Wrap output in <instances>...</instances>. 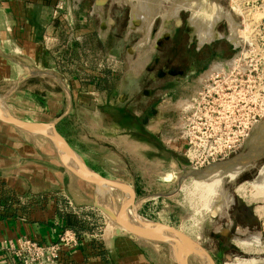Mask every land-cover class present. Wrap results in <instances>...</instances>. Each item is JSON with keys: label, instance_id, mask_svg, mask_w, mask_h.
Masks as SVG:
<instances>
[{"label": "rangeland", "instance_id": "1", "mask_svg": "<svg viewBox=\"0 0 264 264\" xmlns=\"http://www.w3.org/2000/svg\"><path fill=\"white\" fill-rule=\"evenodd\" d=\"M180 1L182 0L163 1L161 11L164 14L168 13L173 8V4ZM195 1L201 8H205L207 5L213 6L214 9L209 8V12L215 11L219 5L230 14L229 18H224L226 22L224 21L221 27L222 30L226 27V40H223L226 42L227 52L226 72L221 74L222 70L218 68L222 67L215 65L208 73L210 75L209 78L212 80H216L219 75L220 78L225 79L226 83L222 82L213 86V82L205 83L206 78H203V81L187 88L183 92L180 101H178L177 108L172 107L174 111H167L164 117H160L159 114L151 118L147 127L151 133L150 137L142 134V128H139L140 133L135 132L136 139L143 135L146 139L145 141L150 140V145L148 142V146L130 142L128 144L132 145V148L131 146L128 147L125 156L120 158L109 156L105 158L102 155H91L87 161L90 164H98L103 173L111 177V180L127 182L136 189L139 202L138 213L144 219L152 223L170 226L188 235V237L205 248H209L211 237L216 234L220 227L218 222L238 214V209L231 207L233 205L230 204L229 197L233 196L237 204L244 202L245 198L238 192V188L242 185L246 187L247 195L255 192L256 189L252 184L259 178L260 170L264 166V156L258 162V169L248 173L250 174L249 177L244 178L239 183L229 177H225L222 180L224 198H229L228 204L230 205L227 204V206H224L223 200H217L212 207L209 206L211 198L206 194L204 196L202 190L196 187V178H183V176L191 168L188 158L194 155L198 147L194 145L195 141L198 143L201 140L200 135V138H195L194 136L195 126L202 127L200 130L204 134L203 139L205 137L211 138V134L214 137L218 126L224 121H226L227 130L231 132V137L233 136L232 130H240L243 134H246L243 146L226 160L243 152L247 153L251 145L250 156L255 155V143H258L261 137L264 139V135L261 134L259 136V128L262 124L264 125V0ZM126 3L124 0H82L81 5L73 10V16L77 22L76 28L82 30L86 28L91 33L89 31L81 43H72L75 48V54L68 59L62 57L61 54H56L57 57L54 58L56 62L55 69L56 72H59L56 79L47 78L42 84H35L32 81L33 84H30L38 87H33L25 94L10 92V88H7L8 86H3L0 89V108L7 114L23 120L44 124L53 122L66 110L68 101L64 88L68 87L64 79L68 81L70 76L90 78L92 84L95 83V79L99 82L104 80L102 84L104 87H109V89L111 86H115L116 91L121 94L119 100L115 98V103L124 100L126 102L127 99L131 98L133 95L132 87L135 85L136 76L138 75V65H141L147 59L156 34L154 33L152 36L150 35L151 38L150 36L147 38V29H145L147 22H145V25L141 24L144 27L138 26V29L131 34L128 41L123 40L121 36L127 29L130 12L132 18V6L130 3ZM133 3H136V1ZM110 5L113 7L114 16L112 15V17L108 14V17L101 16L99 12L107 11ZM97 6L100 8L97 9ZM189 11L187 14L190 16V14H193V10ZM164 14L160 16L164 18ZM199 16L200 18L204 16L203 12ZM112 18L113 20L115 19L116 24L112 30L113 38L109 39L108 31H110L109 26ZM79 19L81 21L85 19L86 24L79 23ZM159 23H161L160 18L157 19L156 24ZM219 35L222 36L221 33ZM140 40L143 45L138 47L137 43ZM229 40L236 45V49L231 47L233 45H231ZM132 47H135L136 51H134L135 48L129 50ZM223 75H226V77L224 78ZM106 78H109L110 81L115 79L116 82L108 83L105 81ZM39 86H48L49 89H55L54 91L63 93V107L59 112L51 113L44 109L48 99L42 94H35ZM206 86L211 92L219 91L218 94L213 93L214 97L217 98L214 104L209 102L210 98L207 97V100L202 98L208 93ZM86 92L88 90H83L82 95L86 94ZM100 100L102 98L100 99L99 97ZM186 104H188V107H186ZM7 128L11 127L7 126ZM13 130L23 132L24 136L29 140L38 141L48 153V155L43 156L44 162L50 164V161H53L56 164H60L59 168L63 169L62 165L64 164L61 161V155L50 139L41 134L18 128ZM154 132L159 134V139H154ZM119 133L117 127L112 125L109 127L108 132H105L104 137L109 140L110 145L114 148L117 145L120 150L126 151L124 137ZM164 145L170 151L164 150ZM261 152L263 151L261 150ZM217 163L209 165L208 161L202 160L199 163V167H201L199 169H207ZM103 190L105 191L104 193L102 192L103 195L98 199L97 205L106 207L108 211L115 215L122 213L126 221L131 224V218L134 219L131 205L133 195L129 201L127 198L128 192L125 189L106 187ZM248 204L256 207L257 215L254 216L255 221L260 226V229H263L264 233V200L248 202ZM260 206L263 213L262 211L261 213L257 212V208ZM98 210L102 213L103 227L105 230L107 228V234H109L110 230L116 229V226L111 223L112 221L107 213L100 208ZM228 210L230 217L226 215ZM118 230L125 234H131L124 228H118ZM260 234L261 237L257 245L264 249V237L261 241L262 233ZM138 240L144 242V239L138 238ZM150 242L156 246L157 252H160L163 264H178L176 248L171 244L156 241ZM240 248L245 251L242 247ZM262 254H264V250ZM262 256L260 259L254 257L235 259L231 252H224L219 254L214 260H217L216 264H236L239 260L254 259L256 261H264V255ZM199 258L201 259L196 246H190V264H202L204 261L202 259L203 262H201ZM204 264L206 263L204 262Z\"/></svg>", "mask_w": 264, "mask_h": 264}, {"label": "crops", "instance_id": "2", "mask_svg": "<svg viewBox=\"0 0 264 264\" xmlns=\"http://www.w3.org/2000/svg\"><path fill=\"white\" fill-rule=\"evenodd\" d=\"M54 1L0 0V89L8 86L10 92L25 94L33 87H38L30 84L34 80L35 84H42L47 78L56 79L59 74L55 69L56 54H61L65 59L75 54L72 44L64 47L66 36L61 18L53 6ZM81 1L74 0L76 4H81ZM78 21L86 24L85 19ZM89 31L86 28L81 30L85 35ZM103 81L95 79L92 84L90 78L70 76L68 81L64 79L68 87L64 88L68 102L58 126L85 166L91 172L110 179L98 164L87 161L89 156L120 158L126 155L129 146L132 148L128 143L137 142L141 146H148L150 141H145L144 134L135 138L137 127L134 120L137 118H134L135 114L129 108L128 99L115 103V98L119 100L121 94L112 86L110 89L105 88ZM105 81L116 82L109 78ZM85 89L88 92L82 95ZM54 90L48 86H39L34 90L35 94L46 96L48 101L44 109L51 113L59 112L63 107V93ZM99 97L102 100L99 101ZM112 125L124 137L126 151L120 150L117 145L114 148L104 137ZM7 126L0 124V200L3 202L0 206V240H15L27 235L44 242L56 241L61 231L69 228L66 227L65 216L56 212L48 201L39 204L27 202L40 195L62 193L78 207L98 209V199L105 190L87 183L65 165L60 169V164L44 162L43 156L48 153L38 141L29 140L23 132L13 130L15 128L12 126L8 129ZM142 129L144 133L145 129ZM102 241L105 252L100 257L92 251V245H83L68 254L67 264H163L154 244L145 239L142 242L132 234L120 232L118 228L110 230L109 234L106 228Z\"/></svg>", "mask_w": 264, "mask_h": 264}, {"label": "flooded vegetation", "instance_id": "3", "mask_svg": "<svg viewBox=\"0 0 264 264\" xmlns=\"http://www.w3.org/2000/svg\"><path fill=\"white\" fill-rule=\"evenodd\" d=\"M96 8L98 9L100 7L97 6ZM112 10L113 7L110 5L107 11L98 12L101 16L108 17V15H113ZM189 10L190 9L179 10L178 13L171 18L166 16L162 18L160 15L163 14V12L161 11V14L157 15L154 19L150 35L152 36V34L155 33L156 36L154 37L152 49L148 54L147 59L142 63L143 65H138V75L136 76L135 85L132 87L133 95L128 99L129 108L135 114L134 118H137L134 120L135 126L138 128H136L137 133H140L139 128H144L145 131L142 134H146L150 137L151 133L148 131L147 127L151 118L159 114L160 117H164L167 111H174L172 107L177 108L176 105L182 98L183 92L187 90V88L195 86L203 81V78H206L205 82H213V86L216 84L219 85V83L222 82L226 83L225 79L220 78L219 75L216 80H212L209 78L210 75H208L209 71L215 65L222 67L221 74L226 72L227 52L226 42L223 41L226 40V27L224 29L225 31L221 29L225 20L223 19L213 26L202 27L204 29L203 31L208 30L211 33L209 36L201 37L197 30L198 27H196L198 24L197 20L193 19V14H190V16L187 14L190 12ZM129 17L130 19L127 29L121 36L124 41H128L131 34L136 31V29H131L130 27L131 12ZM159 18L161 19V23L156 24L157 19ZM110 22L111 25L109 26L110 31H108V35L109 39H112V30L114 29L116 22L113 18ZM215 31L217 34L216 36ZM219 33H221L222 36L219 35ZM141 40L137 43L138 47L143 45V43H140ZM230 43L233 45L231 47L236 49V45L233 44L232 41ZM133 48L135 47H132L129 50ZM228 50H230V48H228ZM134 51H136V48ZM134 51L131 54L132 57ZM223 76L224 78L226 77V75ZM207 79L210 80L207 81ZM114 88L116 87L112 86V89ZM207 92L210 102L217 100L213 93L217 94L218 91ZM153 135L155 140L159 139V134L154 132ZM164 150L170 151L165 145ZM169 153L174 154L173 152ZM222 162H226V160L220 161L219 163ZM249 175L250 174H246L242 180L249 177ZM231 204L233 205L231 207H236V209H238V214L231 216L229 215L228 210L226 215H229V217L231 216V218L218 222L220 227L216 234L211 237L210 247L205 248L200 243L194 241V246H196L199 253L201 252L200 254L204 259L207 258L206 260L209 262L211 261L210 264H216L217 260L214 259L224 252H231L235 259H249L252 257L260 259L263 257L262 255H264L248 254L237 244L238 238H248L250 237V234L256 232L262 233L261 241L263 240V229H260V226L255 221L254 217L257 215L256 207L248 204L245 200L244 202L237 204L235 198L234 203ZM260 233L258 234L261 237ZM200 260L203 262L202 258ZM202 264H204V262Z\"/></svg>", "mask_w": 264, "mask_h": 264}, {"label": "built area", "instance_id": "4", "mask_svg": "<svg viewBox=\"0 0 264 264\" xmlns=\"http://www.w3.org/2000/svg\"><path fill=\"white\" fill-rule=\"evenodd\" d=\"M80 5L76 4L74 0L70 2L55 0L53 2L56 14L61 18L62 30L66 36L64 47L72 43H81L84 39L85 34L81 32L82 29L76 28L77 22L73 16V10ZM206 87L207 91H210L208 86ZM218 96L220 97V95ZM207 97V95L202 96L206 100ZM212 103L214 104L215 100ZM195 129V138H200V135L201 140L198 143L195 141L194 145L198 147L194 155L188 158L191 168L194 169L201 168L199 163L202 160L208 161L209 165H211V163L214 164L228 159L243 146L246 140V134H243L240 130H232L233 136L231 137V132L226 127V121L218 126L215 136L213 137V134H211V138H202L204 137L200 130L202 127L195 126ZM43 201L53 204L58 213L75 214L81 222L82 229L65 228L61 231L56 241L50 242H44L27 235L15 240H0V264H67V260H69L68 254L83 245L89 247L92 245V251L97 253L99 257L101 253L105 252V246L102 241V236L105 232L104 222L101 216L102 213L98 209L90 206L78 207L71 198L62 193H55L50 196L40 195L32 198L27 203L39 204Z\"/></svg>", "mask_w": 264, "mask_h": 264}, {"label": "water", "instance_id": "5", "mask_svg": "<svg viewBox=\"0 0 264 264\" xmlns=\"http://www.w3.org/2000/svg\"><path fill=\"white\" fill-rule=\"evenodd\" d=\"M64 115L60 116L53 122L50 123H37L32 121L23 120L14 116H11L4 112L0 108V121L6 125L12 126L14 128L22 129L25 131L33 132L36 134H41L48 139H50L56 146L60 147L66 154L67 157L61 155V161L66 168L74 172L80 178H82L87 183L95 186L97 189L102 190L106 187L110 188H121L128 190L132 193V211L134 214V223H129L126 219L120 215H115L116 222L124 228L126 231L130 232L134 236L145 239L148 241L156 242H165L169 243L172 246L178 248L176 252L177 263L178 264H190V246H194L195 242L188 235L160 223H152L143 219L142 216L138 213V194L136 189L129 183L121 180H111L106 179L102 176L97 175L94 172H91L83 162L81 156L75 151V149L67 142L62 133L58 128V123L62 120ZM51 130L52 133H48ZM251 146H249V151L247 153L243 152L240 155H237L226 162L217 163L207 169H194L190 168L183 176V178L194 177L199 179L212 170L225 169L226 172L234 169L236 166H242L243 170L240 171L234 178L236 182L242 180V178L250 173L251 170L258 169V162L264 156L263 152L260 154L250 156ZM101 210L105 213H108V209L102 206H99ZM178 254V255H177Z\"/></svg>", "mask_w": 264, "mask_h": 264}, {"label": "bare ground", "instance_id": "6", "mask_svg": "<svg viewBox=\"0 0 264 264\" xmlns=\"http://www.w3.org/2000/svg\"><path fill=\"white\" fill-rule=\"evenodd\" d=\"M125 1H127L128 3H131L133 6L132 18H131V24H130L131 29H138V26L144 27L145 22H147L145 29H147L146 32H147V38H148L150 36L155 17L157 15L161 14V4L163 3V0H125ZM134 1H136V3H133ZM182 8L193 10V19L197 20L198 24L196 25V27H198L197 30H198V33L201 37L202 36H209V34L211 33L208 30L203 31L204 29L202 27L213 26L217 22H219L220 20H222L224 18L225 19L229 18V15H230L228 12H226L225 9H223L219 5L217 6V9L215 11L213 10V11L209 12L208 9L209 8L214 9L213 6L211 7L210 5H207V6H205V8H201V6L195 0H182L176 4H173V8L168 13H166V14L163 13V14H164V16L171 18V17L175 16L178 13V11L181 10ZM202 12L204 15V16H202L203 19H202V17L200 18V16H199L200 14H202ZM141 24H144V25H141ZM235 34H236V32H235ZM232 41H233V39H232ZM218 69L222 70V68H218ZM186 107H188V104H186ZM48 133H52V131L49 130ZM261 134L264 135V125L263 124L259 128V136ZM252 141H253V139H252ZM255 144H254L255 145L254 150H256L255 155H257L261 152V150L263 151V149H264V139L261 137V140ZM56 148L58 149V151L61 155H63L64 157H67V154L60 147L56 146ZM242 170H243L242 166H236V167H234V169L230 170V172H226V168L225 169L212 170L211 172H209L205 176H203L199 179H196L195 184H196L197 188H200L202 190L203 195L204 194L209 195V197L211 198L210 203L208 204L209 206L212 207V205L217 200H221V201L223 200L224 201L223 203H225L224 206H227V204L229 203V198H230L231 203H234V199H233V196H230L229 198H224V192H223L224 189H222V182H223L222 180L225 177H229L232 179ZM260 172L261 173L259 175L258 180L254 181L252 184V185H254V187L256 189L255 192L252 191L253 193H251L250 195H247L245 186L242 185L238 188V192L242 195V197L245 198V200L247 202L264 200V166L261 168ZM126 191L128 192L127 198L130 201V199L132 197V193L128 190H126ZM222 197H223V199H222ZM207 199H208V196H207ZM230 204H228V205H230ZM224 206H222V207H224ZM261 211H262V208L260 206L259 208H257V212L261 213ZM262 213H263V211H262ZM107 214H108L110 220L112 221L111 223H113L114 226H116V228H122L116 222V218H115L114 213H112L111 211H108ZM134 219L131 218L132 223H134ZM259 237H260L259 234L256 233V234L250 235V237H248V238H238L237 244L240 247H242L245 251L251 253L252 255L253 254H255V255L256 254H262L264 249L261 246L257 245L259 243ZM173 247H174V245H173ZM174 248H176V250L178 251L177 247H174ZM200 249H201V247H200ZM200 257L203 259V261L206 264H210L211 261L209 262L208 260H206L207 258L204 259V257H202L201 254H200ZM236 264H264V261H256L254 259L239 260V261H237Z\"/></svg>", "mask_w": 264, "mask_h": 264}, {"label": "trees", "instance_id": "7", "mask_svg": "<svg viewBox=\"0 0 264 264\" xmlns=\"http://www.w3.org/2000/svg\"><path fill=\"white\" fill-rule=\"evenodd\" d=\"M40 95H41V93H40ZM1 190H2V188H0V192H1ZM4 192L6 193V191H4ZM9 196H10V198H13L11 195H9ZM0 198H1V196H0ZM1 205H3V202L0 200V206ZM61 215H64L65 216V219L67 220V226L66 227H69V228H72V229H75V230H81L82 229L81 222H80L79 218L75 214H73V213H65V214H61Z\"/></svg>", "mask_w": 264, "mask_h": 264}]
</instances>
